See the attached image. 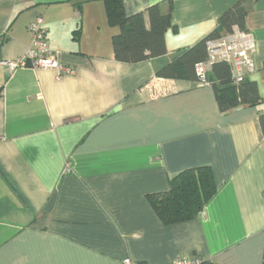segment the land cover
Instances as JSON below:
<instances>
[{
	"label": "crops",
	"instance_id": "crops-1",
	"mask_svg": "<svg viewBox=\"0 0 264 264\" xmlns=\"http://www.w3.org/2000/svg\"><path fill=\"white\" fill-rule=\"evenodd\" d=\"M123 1L131 15L170 0ZM238 1L172 0L167 54L125 63L103 0H0V264H264V0H244L259 104L222 112L212 84L157 76ZM37 16L75 74L2 64ZM203 165L217 192L165 224L148 194Z\"/></svg>",
	"mask_w": 264,
	"mask_h": 264
},
{
	"label": "trees",
	"instance_id": "trees-1",
	"mask_svg": "<svg viewBox=\"0 0 264 264\" xmlns=\"http://www.w3.org/2000/svg\"><path fill=\"white\" fill-rule=\"evenodd\" d=\"M103 1L109 24L119 28V32L112 37L117 61L136 63L167 54L166 33L173 27L172 0L166 11L160 3H156L149 6L146 13L131 15L126 13L123 0ZM248 12L246 1L236 2L221 15L213 31L159 69L157 76L200 81L196 65L208 59L207 42L231 33L235 27L246 30ZM206 81L213 85L222 112L239 105H256L261 102L257 83L247 78L236 82L228 63L214 62L206 74ZM260 127L264 138L263 112ZM216 192L213 170L210 166L203 165L182 171L171 179L168 190L148 194V198L165 224H175L195 218ZM199 264L215 263L200 260Z\"/></svg>",
	"mask_w": 264,
	"mask_h": 264
},
{
	"label": "built area",
	"instance_id": "built-area-1",
	"mask_svg": "<svg viewBox=\"0 0 264 264\" xmlns=\"http://www.w3.org/2000/svg\"><path fill=\"white\" fill-rule=\"evenodd\" d=\"M31 33V45L24 56L16 60L2 61V64L10 70L16 68L53 69L56 70L58 78L76 73V68L62 62L59 52L53 51L47 40L48 31L41 16H37L29 25ZM2 38L0 37V46ZM208 59L196 65L197 74L200 76L201 84H208L206 74L214 62L222 61L228 63L232 68V75L236 82L242 81L246 73L255 70L254 54L256 51L252 35L239 27L221 38L207 42ZM146 88H149L148 86ZM264 115V110H263ZM200 259L179 258L171 264H199ZM123 264H146L130 257L124 259Z\"/></svg>",
	"mask_w": 264,
	"mask_h": 264
}]
</instances>
